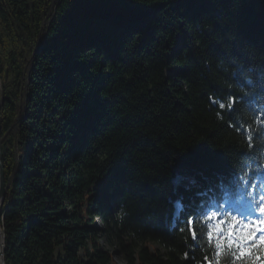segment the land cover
Wrapping results in <instances>:
<instances>
[{"label": "trees", "instance_id": "1", "mask_svg": "<svg viewBox=\"0 0 264 264\" xmlns=\"http://www.w3.org/2000/svg\"><path fill=\"white\" fill-rule=\"evenodd\" d=\"M0 80L5 264H216L258 203L264 0H0Z\"/></svg>", "mask_w": 264, "mask_h": 264}, {"label": "snow or ice", "instance_id": "2", "mask_svg": "<svg viewBox=\"0 0 264 264\" xmlns=\"http://www.w3.org/2000/svg\"><path fill=\"white\" fill-rule=\"evenodd\" d=\"M224 107V105H221ZM261 204L257 207L248 204V210L240 214V218L231 216V223H228V218L224 217L222 212H211L208 216L210 221L216 222L215 229V248L217 256V264H220L219 257L231 255L233 257V264L236 260H247L251 257L253 252L258 250L264 256V220L259 222L258 227H253L257 223L256 215L264 216V195L260 197ZM228 224L227 229L224 225ZM188 231L192 238L196 239V232L194 230V220L188 219ZM259 233V235H257ZM207 238L212 241L214 238L213 227L209 224V231ZM207 259V258H206ZM260 257H257L259 260Z\"/></svg>", "mask_w": 264, "mask_h": 264}, {"label": "water", "instance_id": "3", "mask_svg": "<svg viewBox=\"0 0 264 264\" xmlns=\"http://www.w3.org/2000/svg\"><path fill=\"white\" fill-rule=\"evenodd\" d=\"M1 133H2V129H1V121H0V214H1V209H2V205H3V200L5 197L6 191H7V185H6L5 177H4V170H3V166H2V162H1V143H2ZM1 229H2L1 255L3 258L5 246H4V231H3L2 226H1ZM3 263L5 264L4 258H3Z\"/></svg>", "mask_w": 264, "mask_h": 264}, {"label": "rangeland", "instance_id": "4", "mask_svg": "<svg viewBox=\"0 0 264 264\" xmlns=\"http://www.w3.org/2000/svg\"><path fill=\"white\" fill-rule=\"evenodd\" d=\"M1 98H2V89H1V81H0V104H1ZM0 121H1V118H0ZM1 129H2V125H1ZM3 132V131H2ZM5 136L4 135H2V133H1V138H2V140H3V138H4ZM2 144V143H1ZM181 177H178L177 179L179 180ZM7 185V184H6ZM7 190H8V185H7ZM6 193H7V191H6ZM5 196H6V194H5ZM4 199H5V197H4ZM3 202H4V200H3ZM69 209H71V207H68ZM1 215V214H0ZM3 216V215H2ZM1 218H3V217H1ZM94 220H96L97 222L99 221V219H97V216H95V218H94ZM261 221V220H260ZM259 221V222H260ZM259 222H257L255 225H256V227H258L259 226ZM215 229H216V224H214V231H213V233H214V237H215ZM100 234V239H101V241L105 244V245H107V243H105V241H104V234L102 233V232H100L99 233ZM258 235H259V233H258ZM111 250H113V252L114 253H116V250L114 249V247L113 246H111V245H107ZM115 261H116V264H124V260L122 259V257L120 256V254H115ZM217 264V263H216Z\"/></svg>", "mask_w": 264, "mask_h": 264}, {"label": "bare ground", "instance_id": "5", "mask_svg": "<svg viewBox=\"0 0 264 264\" xmlns=\"http://www.w3.org/2000/svg\"><path fill=\"white\" fill-rule=\"evenodd\" d=\"M1 244H2V229H1V224H0V264H4L3 263V258H2V255H1V249H2V245Z\"/></svg>", "mask_w": 264, "mask_h": 264}]
</instances>
